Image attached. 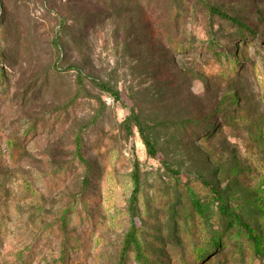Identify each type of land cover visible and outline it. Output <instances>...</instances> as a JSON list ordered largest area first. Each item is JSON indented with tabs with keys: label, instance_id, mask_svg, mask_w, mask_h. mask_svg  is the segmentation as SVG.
I'll return each mask as SVG.
<instances>
[{
	"label": "rangeland",
	"instance_id": "374dc122",
	"mask_svg": "<svg viewBox=\"0 0 264 264\" xmlns=\"http://www.w3.org/2000/svg\"><path fill=\"white\" fill-rule=\"evenodd\" d=\"M199 1L173 20L170 0H0V264H60L70 243L74 264H135L132 229L149 264L197 245V264H258L247 246L216 258L209 230L220 196L264 235V0H203L242 26Z\"/></svg>",
	"mask_w": 264,
	"mask_h": 264
},
{
	"label": "trees",
	"instance_id": "16d2710c",
	"mask_svg": "<svg viewBox=\"0 0 264 264\" xmlns=\"http://www.w3.org/2000/svg\"><path fill=\"white\" fill-rule=\"evenodd\" d=\"M181 0H170V6L172 8V19L174 20L175 17L178 15L180 11V4ZM201 6H203L206 10V16L208 19V23L211 25L212 23L216 22V19H222L224 21H230L234 24V26H242L243 24L240 23V20L233 18L229 16L225 11L221 10L220 8L216 7L215 5H211L206 1L200 0L198 2ZM247 31L244 34H241L242 40L247 38L246 35L253 36L254 31L247 27ZM177 46V43L174 45L175 48ZM232 46H234V43H232ZM208 48V51L213 53L215 55V58H218L221 56V53L225 57H230L231 61L234 63L236 62L232 52L226 51L223 49L221 52L216 51V44L214 46L208 45L206 46ZM205 47V48H206ZM179 49V48H177ZM181 49V47H180ZM182 49H184L182 47ZM112 93V92H111ZM115 97L116 95L112 93ZM127 122H132L135 127H137L138 133L141 136L142 142L146 148V151L149 155L152 157H155V149H154V143L150 137V135L147 133V128L145 125H142L138 119L137 115L134 113H131L128 117L125 118ZM221 121L224 123H228L231 121V118L221 115ZM211 124L207 125L208 129ZM208 135L199 134L200 137H206ZM86 165V164H85ZM87 182V181H86ZM86 182H84V186H86ZM214 191V190H213ZM220 196L217 198L216 202V211L220 214L219 220L216 222V229L215 230H209L210 234L212 235L210 238H212L210 251L216 252V258H221V256H224L225 247L231 246V249L235 252H242L243 249H245V246H247L250 250L251 258L254 260H258V264H264V235H258L257 232L249 225L243 223L240 219V217L235 216L231 213H229L225 206L224 202L222 201ZM137 203L138 199L135 196V193L132 195L131 199V214L137 211ZM212 200L210 201V204H204L200 202L196 197H192L191 204L194 212L204 220H208L209 214L212 212L210 211V205L212 204ZM215 203V202H214ZM133 228V227H132ZM125 242L123 243L121 253H120V260H123L124 252L127 251L131 252V257L135 264H149L148 256L146 251H148V246L144 243V240L137 239L135 230H130V232L126 235L124 238ZM74 245L70 243L69 247H63L59 251V263L60 264H74L71 263V261H67L66 259V252L73 248ZM197 249L195 250L192 261L188 262L181 256V260L183 264H197L200 260L203 259V257L207 254L206 253H200L198 245L196 246ZM215 261H211L207 264H214Z\"/></svg>",
	"mask_w": 264,
	"mask_h": 264
}]
</instances>
